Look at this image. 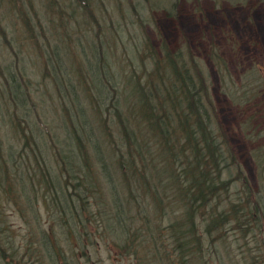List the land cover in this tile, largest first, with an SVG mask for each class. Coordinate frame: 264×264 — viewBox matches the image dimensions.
<instances>
[{"label": "trees", "instance_id": "1", "mask_svg": "<svg viewBox=\"0 0 264 264\" xmlns=\"http://www.w3.org/2000/svg\"><path fill=\"white\" fill-rule=\"evenodd\" d=\"M75 1L97 22L91 0ZM8 2L12 10H18L29 39L35 43L30 21L33 1ZM45 2L46 12H64L59 0ZM0 35L8 39L1 18ZM145 49L139 55L140 69L132 67L124 76L121 94L107 95L112 111L110 105L85 106L81 97H91L89 90L94 88L96 95L106 100L105 82L114 87V77L87 65L90 81L82 95L68 78L65 84L59 82L57 70L62 71L63 62L53 52L55 57H46L45 68L56 81L59 97L64 98L65 111L41 122L28 119L25 110L21 117L26 121L11 112L20 121L15 126L22 140L19 148L3 145L0 132V191L17 206L24 207L21 201H27L33 222L40 224L36 225V241L44 254L55 250L51 226L40 229L35 203L38 187L44 190L41 198L46 205L52 204L67 218L64 223L73 216L83 230L93 222L91 207H98L99 220L118 226L126 238L123 247L147 264H207L205 250L216 246L226 226L233 223L247 231L261 220V203L251 188L238 200L224 199L236 178L223 177L229 167L224 154L230 152V143L212 105L204 68L166 43L159 48L149 44ZM0 69L5 71L7 66ZM13 79L5 91L20 107L27 96L22 84ZM86 107L94 118L87 115ZM104 113L112 114L106 117L108 122L102 118ZM18 160L35 161L36 165L32 163L27 172L20 168L23 164L18 166ZM10 162H15L14 169L9 168ZM133 207L144 214L135 211L137 216H130ZM26 253L23 263L33 254Z\"/></svg>", "mask_w": 264, "mask_h": 264}, {"label": "rangeland", "instance_id": "2", "mask_svg": "<svg viewBox=\"0 0 264 264\" xmlns=\"http://www.w3.org/2000/svg\"><path fill=\"white\" fill-rule=\"evenodd\" d=\"M32 1L34 10L29 6V11L35 43L29 39L18 10H12L8 0H0V18L8 38L0 35V67L7 66L5 71L0 69L3 145L19 148L22 144L20 131L15 128L20 121L11 112L26 121L21 117L25 110L28 119L41 122L65 111L64 98L59 97L56 81L45 68L46 57H55L53 52L63 62L62 71L57 70L59 82L65 84L68 78L82 95H86L85 85L90 81L86 77L89 65L113 76L114 87L105 82L106 100L98 97L94 88L89 90L91 97H81L85 106L110 105L112 111L107 95L121 94L124 76L132 67L139 70L142 66L140 53L149 44L159 48L166 43L173 51H182L191 63L202 66L208 75L212 105L230 143V152L224 155L231 169L228 167L223 177L236 178L224 199L238 200L251 188L263 210L259 224L250 230L241 231L233 223L226 226L216 246L209 251L206 248L204 261L264 264V0H91L97 22L75 0H59L63 13L46 12L45 0ZM13 78L22 84L27 96L20 107L5 91ZM88 108L87 115L94 118ZM109 115L104 113L102 118L108 122ZM113 120L111 117L110 125ZM17 163L27 172L32 163L36 165L35 161ZM14 164L10 162L9 168L14 169ZM43 192L38 187L35 203L40 229L51 226L54 253L38 250L36 225L40 224L33 222L27 201H21L24 207L17 206L0 191V264H147L123 247L126 238L118 226L99 220L98 207H91L93 222L83 230L76 226L73 216L64 223L67 218L52 204L46 205ZM133 210L130 216H137L135 211L144 214L137 207ZM26 251L33 254L29 253L23 263Z\"/></svg>", "mask_w": 264, "mask_h": 264}]
</instances>
